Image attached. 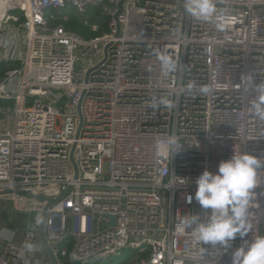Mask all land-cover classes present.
Masks as SVG:
<instances>
[{
    "label": "built area",
    "instance_id": "obj_1",
    "mask_svg": "<svg viewBox=\"0 0 264 264\" xmlns=\"http://www.w3.org/2000/svg\"><path fill=\"white\" fill-rule=\"evenodd\" d=\"M214 3L203 20L184 0H0V100L13 101L3 110L14 117L0 129V191H11L0 199L40 213L44 203L16 192L64 193L43 230L57 264L127 249L137 252L128 264H231L235 248L264 234V167L245 237L225 249L182 226L210 214L195 200L205 169L234 153L264 160V120L250 108L264 81V0ZM89 7L104 9L106 31L85 38L65 28L68 10ZM173 134L182 145L174 155ZM37 230L6 235L0 264H52L39 259Z\"/></svg>",
    "mask_w": 264,
    "mask_h": 264
},
{
    "label": "clouds",
    "instance_id": "obj_2",
    "mask_svg": "<svg viewBox=\"0 0 264 264\" xmlns=\"http://www.w3.org/2000/svg\"><path fill=\"white\" fill-rule=\"evenodd\" d=\"M184 10L189 16L203 20H210L216 14L214 0H184ZM159 60L165 71L174 67L166 54H161ZM252 95L250 108L257 118L264 120V81L253 86ZM167 144L173 155L182 147L175 134L168 138ZM262 167L264 160L242 152L221 161L216 172L205 169L195 181V200L210 214L203 219L189 214L182 226L191 230L198 242L225 249L238 235L245 237L250 232V203L258 186V170ZM188 199L191 202L192 197ZM231 264H264V234L235 248Z\"/></svg>",
    "mask_w": 264,
    "mask_h": 264
},
{
    "label": "rangeland",
    "instance_id": "obj_3",
    "mask_svg": "<svg viewBox=\"0 0 264 264\" xmlns=\"http://www.w3.org/2000/svg\"><path fill=\"white\" fill-rule=\"evenodd\" d=\"M93 8L94 7H89L86 14H79L78 12H73V11L71 12L74 19L77 22H79V30L81 32H85L86 34H89L88 36H90V37L99 35L102 32V30H104L105 28L107 30V27H103L102 24H99V29L97 32H91L88 30V26L94 20L93 16H95L96 18L107 16L102 7L96 8L95 13L94 14L92 13L93 14L92 15L90 12H91V9H93ZM86 18H87L88 23L85 24L84 19H86ZM13 115H14V111H12V116ZM10 116H11V111L0 109V129L4 128V125L7 123L8 120L10 122V125L12 124V120L14 119V117L10 119ZM0 209L5 210V212L11 211V209H12L11 202H9L6 199H0ZM5 212H3V213H5ZM34 213L35 212H33V214ZM19 214L21 215L20 217H21L23 223L27 222L31 217H33L32 213L19 212ZM4 217L5 216L0 214V221L4 220L5 219ZM136 253H137L136 251L127 249V250H124V252L120 256H112V257L106 258L104 260H107V262L109 264H111V263L116 264L118 262H121L123 264H128L129 257L134 256ZM93 262H95V261L90 260L88 263H93Z\"/></svg>",
    "mask_w": 264,
    "mask_h": 264
},
{
    "label": "crops",
    "instance_id": "obj_4",
    "mask_svg": "<svg viewBox=\"0 0 264 264\" xmlns=\"http://www.w3.org/2000/svg\"><path fill=\"white\" fill-rule=\"evenodd\" d=\"M7 107H10V105L1 106L0 108L5 109ZM3 212H5V210L0 209V214L5 216L4 217L5 219L0 221V248L3 244V238H5L6 235L13 234L14 239L16 241H20L22 239V233H23L22 229H24V227L26 225H28V224L29 225H37V228H38L40 213H36V212L34 214L32 213L33 217H31L27 222L23 223V221L20 217L21 215L19 214L18 211H16L14 209L13 204H12L11 211H8L5 213H3ZM43 250H44V248H43ZM40 256L41 257L39 259L41 261H50V258H49L48 254L45 250L43 251V253H41Z\"/></svg>",
    "mask_w": 264,
    "mask_h": 264
},
{
    "label": "water",
    "instance_id": "obj_5",
    "mask_svg": "<svg viewBox=\"0 0 264 264\" xmlns=\"http://www.w3.org/2000/svg\"><path fill=\"white\" fill-rule=\"evenodd\" d=\"M121 8H122V3H119V9L121 10ZM116 17H117V15L114 16L115 19H116ZM106 52H107V47H105V49H104V57H106ZM79 117H80V121H82L80 112H79ZM73 148L74 147H72V149H71L70 159H71L73 165L75 166V176H77V168H76V165H75V162H74V159H73ZM10 193H11V191H0V195L10 194ZM16 193L18 195H22V196H26V197H29V198H33L39 203H44V205L41 207V210H40V219H39L37 234H38V238H39V241H40L42 247L47 252V254H48L49 258H50L51 263L52 264H57V259L55 258L51 248L49 247V245L46 243V241L44 239L43 230H44V222H45V210L49 206H51L54 203H56L64 195V193H61L57 197H48V196L43 195L42 193L37 194V195H32V194H30L29 192H26V191H18ZM109 217L112 220L114 219V217H112V216H109ZM101 259H106V258H100L98 260H101Z\"/></svg>",
    "mask_w": 264,
    "mask_h": 264
},
{
    "label": "trees",
    "instance_id": "obj_6",
    "mask_svg": "<svg viewBox=\"0 0 264 264\" xmlns=\"http://www.w3.org/2000/svg\"><path fill=\"white\" fill-rule=\"evenodd\" d=\"M73 10H68L67 12H66V14L68 15V19H67V21L66 22H64V26H65V28L66 29H68V30H72V31H75V32H77L78 34H80L81 36H83V37H85V38H91L90 36H88L89 34H86L85 32H81L80 30H79V22H77L75 19H74V17L72 16V14H71V12H72ZM95 11H96V8L94 7L93 9H91V14L93 13H95ZM73 12H75V11H73ZM92 14V15H93ZM93 22L94 23H98V24H102L103 25V27H106L107 26V22H108V20H109V17H99V18H96L95 16H93ZM104 31H106V28L104 29V30H102V32H104ZM101 32V33H102ZM88 33V32H87ZM92 37H94V36H92ZM9 104H13V101H6V100H0V107L1 106H6V105H9ZM85 264H109L108 262H107V260H104V259H101V260H98V261H95V262H93V263H85ZM111 264H114V263H111ZM116 264H123V263H121V262H118V263H116Z\"/></svg>",
    "mask_w": 264,
    "mask_h": 264
}]
</instances>
